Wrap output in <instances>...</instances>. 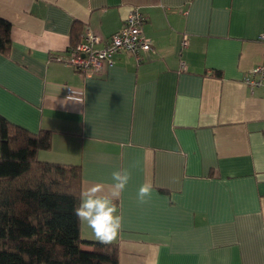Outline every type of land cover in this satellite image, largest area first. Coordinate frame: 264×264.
Wrapping results in <instances>:
<instances>
[{"label":"crops","instance_id":"obj_1","mask_svg":"<svg viewBox=\"0 0 264 264\" xmlns=\"http://www.w3.org/2000/svg\"><path fill=\"white\" fill-rule=\"evenodd\" d=\"M133 6L151 49L118 50L89 76L57 59ZM0 16V115L48 130L37 157L79 164L81 192L110 195L111 173L132 171L114 200L119 264H264V89L244 80L264 65V0H0Z\"/></svg>","mask_w":264,"mask_h":264},{"label":"trees","instance_id":"obj_2","mask_svg":"<svg viewBox=\"0 0 264 264\" xmlns=\"http://www.w3.org/2000/svg\"><path fill=\"white\" fill-rule=\"evenodd\" d=\"M10 31L0 16V53L10 48ZM49 147L48 130L0 115V264H119L116 243L81 236L80 166L39 159Z\"/></svg>","mask_w":264,"mask_h":264},{"label":"built area","instance_id":"obj_3","mask_svg":"<svg viewBox=\"0 0 264 264\" xmlns=\"http://www.w3.org/2000/svg\"><path fill=\"white\" fill-rule=\"evenodd\" d=\"M144 20L143 13L137 6H133L124 18L122 26L107 39L104 40L99 34L85 29L82 38L69 46L67 56L57 59L86 76L100 74L106 65L111 64V56L118 50L138 56L141 51L151 49V39L144 35L141 29ZM261 37L264 38V35ZM99 43L101 44L98 45ZM182 43H186V38ZM244 80L251 86L264 89V65L253 66L244 76Z\"/></svg>","mask_w":264,"mask_h":264},{"label":"clouds","instance_id":"obj_4","mask_svg":"<svg viewBox=\"0 0 264 264\" xmlns=\"http://www.w3.org/2000/svg\"><path fill=\"white\" fill-rule=\"evenodd\" d=\"M138 167V163L132 168ZM111 194L102 195L104 185L93 184L80 193L79 205L74 209L77 218L85 222L91 229L94 237L102 243H110L115 240L122 229L123 215L118 212L114 200L124 192L132 179L130 169L114 170L111 173ZM153 185L144 182L137 191V202L146 204L151 198Z\"/></svg>","mask_w":264,"mask_h":264}]
</instances>
